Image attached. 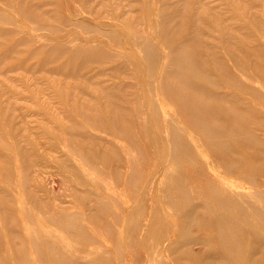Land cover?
Listing matches in <instances>:
<instances>
[{
    "label": "rangeland",
    "instance_id": "1",
    "mask_svg": "<svg viewBox=\"0 0 264 264\" xmlns=\"http://www.w3.org/2000/svg\"><path fill=\"white\" fill-rule=\"evenodd\" d=\"M192 36L208 63L182 71L258 111L248 125L264 147V73L251 64L264 53V0H0V261L55 264L54 254L71 264H188L168 250L183 216L159 192L174 128L199 155L174 161L180 172L199 170L185 182L194 203L207 200L212 179L245 198L264 191V168L234 166L206 145L165 85ZM113 113L125 117V133L104 119ZM195 215L203 223L191 225L195 242L186 246L199 253L215 235L204 224L211 216L200 206ZM66 219L80 225L69 230ZM19 252L27 254L17 260Z\"/></svg>",
    "mask_w": 264,
    "mask_h": 264
},
{
    "label": "bare ground",
    "instance_id": "2",
    "mask_svg": "<svg viewBox=\"0 0 264 264\" xmlns=\"http://www.w3.org/2000/svg\"><path fill=\"white\" fill-rule=\"evenodd\" d=\"M178 31L181 32V29ZM195 38L197 36H192L181 44L182 47L179 46L180 48L178 47L176 50L175 56H173L175 68L174 71L169 69L170 73L168 71L170 78L165 83L166 87L170 90L171 95L178 100L183 111L186 112L190 124L202 134L203 142L206 145L217 151L216 153L222 158L228 159L231 162L230 164L234 166L241 163L249 164L250 160H255L257 162L255 170L264 168V147L255 146L259 141L258 136L254 134L248 125L250 118L259 116L258 111L253 108L246 109L238 100L228 94H220L193 84L189 81L190 77H187L182 71L183 65L200 68L207 62L203 58ZM134 51L136 54V50ZM73 54L77 55L79 52ZM151 59L152 56L148 53L147 57L139 61L140 64H145ZM257 59L256 62L252 61L251 64L256 65L264 73V53L260 54ZM221 65L225 69L223 75L234 82L236 81L237 85L242 87V82L226 67L223 61ZM205 73L206 77H212L208 71H205ZM104 119L114 128L117 127L120 132L125 133V117L113 113L108 114V117ZM179 135L178 129L174 128L171 133L173 164L165 169L159 188L161 197L164 198L166 204L169 207L179 209L181 216H183L181 221L182 237L175 242H171L168 250L173 256L175 254V258H181L188 264H264V206L262 207L260 203L264 202L262 198L264 197V191L257 190L255 192L258 198H245L243 193L228 190L225 184L218 186V182L212 179L208 182L203 197L207 200L201 205L194 203L192 200L193 194L186 187L185 182L188 178L197 176L199 170L188 174L180 172L174 161L182 155L189 156L193 154L195 156L197 154L198 157L199 155L191 143H178ZM160 141H163L161 137L155 139V143L159 142V146H162ZM90 155L100 160L105 159V154L95 147L92 148ZM159 158L164 162L165 155L160 153ZM194 158L197 159L196 156ZM29 195L31 197V193ZM3 200L1 197L0 208L7 209L3 206ZM199 206L204 213L211 216L204 224L206 223L207 227L212 230L215 238L206 237L202 241L206 248L197 253L190 250L186 245L195 242V238L189 232L191 225H201L203 223L201 217L195 215V210H198ZM16 221L17 219H15ZM158 221L162 226L159 230H164L167 222L161 217ZM62 224L69 230H76L80 225L76 220L71 219H66ZM12 231L13 237L20 236L18 230L12 229ZM36 239L37 235L34 238L32 237V241ZM6 241L7 239L5 240L0 235V246H4ZM45 242V245L49 243ZM26 254L19 252L13 253L12 256L18 260L23 259ZM49 257H53L55 264H71L69 258L64 255L55 256L51 254ZM7 260L8 258H4L0 261V264H6Z\"/></svg>",
    "mask_w": 264,
    "mask_h": 264
}]
</instances>
